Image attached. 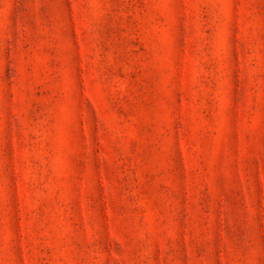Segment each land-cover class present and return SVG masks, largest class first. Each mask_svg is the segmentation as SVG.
<instances>
[{
    "label": "rangeland",
    "instance_id": "1",
    "mask_svg": "<svg viewBox=\"0 0 264 264\" xmlns=\"http://www.w3.org/2000/svg\"><path fill=\"white\" fill-rule=\"evenodd\" d=\"M0 264H264V0H0Z\"/></svg>",
    "mask_w": 264,
    "mask_h": 264
}]
</instances>
